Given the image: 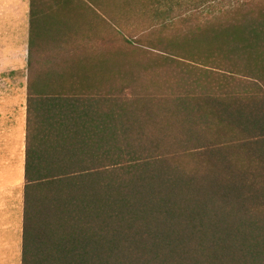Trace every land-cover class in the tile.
Returning a JSON list of instances; mask_svg holds the SVG:
<instances>
[{"label": "trees", "instance_id": "16d2710c", "mask_svg": "<svg viewBox=\"0 0 264 264\" xmlns=\"http://www.w3.org/2000/svg\"><path fill=\"white\" fill-rule=\"evenodd\" d=\"M149 2L129 32L179 24ZM190 21L180 55L211 70L183 86L97 66L29 94L19 264H264V0H183Z\"/></svg>", "mask_w": 264, "mask_h": 264}, {"label": "rangeland", "instance_id": "374dc122", "mask_svg": "<svg viewBox=\"0 0 264 264\" xmlns=\"http://www.w3.org/2000/svg\"><path fill=\"white\" fill-rule=\"evenodd\" d=\"M63 1H68L73 7L68 11L71 20L66 27H51L40 40L42 62L40 66H31L29 76L32 79L59 84L58 77L65 74L79 75V81L89 78L97 66L103 72L115 67L113 71L120 68L135 75L142 86L165 88L176 84L183 86L185 70L192 74L202 69L211 70L186 61L180 55L183 53V32L194 30L195 33L200 27L196 21L183 26V0L168 5L170 8H181L177 26L167 31L152 28L136 33L129 32V27L139 25V11L150 6L149 0ZM43 3L48 4L50 0ZM167 45L176 50L165 49ZM72 82L73 88L79 87L77 83L80 86L85 83ZM47 91L53 92L50 89ZM15 201L16 197H13L12 205ZM20 206L18 203L12 207L10 234L0 233V238L7 242L0 243V264H18Z\"/></svg>", "mask_w": 264, "mask_h": 264}, {"label": "crops", "instance_id": "0c3cea01", "mask_svg": "<svg viewBox=\"0 0 264 264\" xmlns=\"http://www.w3.org/2000/svg\"><path fill=\"white\" fill-rule=\"evenodd\" d=\"M44 1L0 0V233L10 234L12 207L21 204L19 259L29 94L37 97L63 86L32 79L29 72L42 62L40 40L51 27H66L73 9L68 1ZM1 242L7 243L3 238Z\"/></svg>", "mask_w": 264, "mask_h": 264}]
</instances>
